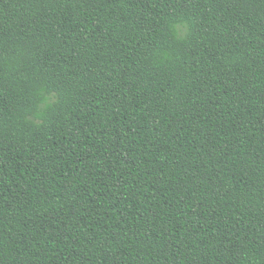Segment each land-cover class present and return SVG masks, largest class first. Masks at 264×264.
Masks as SVG:
<instances>
[{"label": "trees", "instance_id": "16d2710c", "mask_svg": "<svg viewBox=\"0 0 264 264\" xmlns=\"http://www.w3.org/2000/svg\"><path fill=\"white\" fill-rule=\"evenodd\" d=\"M0 264H264V0H0Z\"/></svg>", "mask_w": 264, "mask_h": 264}]
</instances>
